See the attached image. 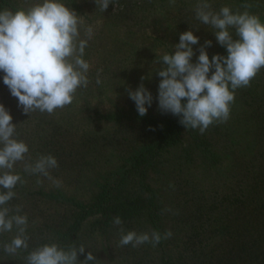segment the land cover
Returning a JSON list of instances; mask_svg holds the SVG:
<instances>
[{
  "label": "rangeland",
  "instance_id": "obj_1",
  "mask_svg": "<svg viewBox=\"0 0 264 264\" xmlns=\"http://www.w3.org/2000/svg\"><path fill=\"white\" fill-rule=\"evenodd\" d=\"M75 1L83 13L78 15L84 25L93 28V36L85 48L92 73L88 86L77 89L71 104L52 114L38 110L25 113L18 106L17 98L10 94L3 83V73L0 72V104L12 116V123L15 124L14 138L28 146L25 161L34 163L42 155H52L59 165L49 170L50 175L61 182L59 186L42 175L25 172V161L14 165L13 171L22 177L29 193L25 196L16 195L18 201H14L15 204L8 202L7 207L14 211L16 206H20L23 215L32 217L26 230L28 244L43 242L44 245L54 243L53 240H67L57 233V229L62 231L66 226V214L62 209L71 208L49 201L46 194L36 193V190H58L88 204L105 183L113 182L118 177L117 172L131 149L140 145L143 139L150 138L151 120L159 123L163 112L157 100L161 78L155 71L160 67L156 60L165 53L175 51L179 35L192 30L199 38L198 44L192 45L193 63L197 62L199 48L205 45L206 40L211 41L210 47L205 46L210 60L215 53L220 52L214 29L200 24L195 17V7L199 0H176L174 5H170L169 0H114L104 12L99 10L94 0ZM38 2L40 0H17L24 9ZM209 3L214 12L226 5L233 12L248 11L260 20L264 19V0H209ZM245 4L250 7L245 9ZM229 31L233 39L238 38L234 29ZM81 38L86 39L83 29ZM261 70L264 71V68ZM261 77L264 80V72ZM141 83L153 97L151 106L146 105L147 113L142 116L145 119H138L140 115L128 95V90L134 91ZM248 120L243 121L244 126H251ZM193 131L196 135L200 133L199 129ZM240 131L243 139H253L251 145L233 140H241L238 133L227 136L228 131L219 122L210 125L204 132L218 153L224 154L218 167L206 166L201 156L203 161L199 159L202 164L197 169L191 166L183 169L172 160L177 153L167 156L162 166L165 176L159 181L166 188L161 190L157 186L161 194L159 198L167 210V227L172 223L175 228L185 230L188 234L190 225H200L201 219L216 211L210 209L211 203L218 199L219 193L232 186V180L242 176L245 164L249 167L256 164L264 170V125H257L256 130L242 127ZM189 133V130L184 132V140L190 138ZM196 162L199 164V161ZM37 180L41 183L38 184ZM207 226L208 223L203 224L200 240H214L215 244L216 240H221L216 250L222 255L228 249V240H233V237L224 235L222 239H217L209 236ZM120 227L87 231L80 239L106 240L107 237L108 240H120ZM13 234L15 236L17 233ZM176 237L180 238L181 234ZM164 240L165 249L174 254L183 244L191 247L199 242L194 237L187 240ZM173 246L179 248L173 249ZM210 248L213 249V246H206L205 251ZM146 250L139 245L134 247L133 253H128L123 246L119 255L123 257L129 254L130 264H156L152 261L153 253H146ZM103 256L106 258L105 254ZM0 264L25 262L18 253L9 256L0 252ZM104 264L117 263L106 260Z\"/></svg>",
  "mask_w": 264,
  "mask_h": 264
},
{
  "label": "clouds",
  "instance_id": "obj_2",
  "mask_svg": "<svg viewBox=\"0 0 264 264\" xmlns=\"http://www.w3.org/2000/svg\"><path fill=\"white\" fill-rule=\"evenodd\" d=\"M104 12L114 0H94ZM176 0H169L174 5ZM245 9L250 5H243ZM195 17L200 24L214 29L217 42L226 47L227 55L214 54L209 59L205 46H200L197 62H192V45L199 38L192 30L179 35V43L171 54H163L155 69L161 78L158 84V107L163 112L179 116L186 129H199L203 134L210 125L226 122L230 116V105L235 99V90L250 86L251 80L264 68V23L248 11L233 12L229 6L212 10L209 0H199ZM198 27V26H196ZM83 29L86 39L81 38ZM234 29L238 39H233ZM93 36L92 26H85L77 12L67 7L62 0H40L27 9L0 10V72L3 83L10 94L17 98L23 112L40 111L52 114L57 109L71 104L78 88L87 87L90 64L83 59L88 40ZM211 71V75L209 72ZM143 79V77H142ZM99 83V80H97ZM140 116L151 106L152 94L141 83L134 91L128 90ZM182 100L184 101L182 103ZM15 124L3 104H0V233L16 235L3 244V251L15 256L18 250L28 249L26 234L28 219L7 207L16 193L13 189L23 183L22 177L13 171L17 162L25 161L29 152L25 142L14 138ZM58 161L52 155H42L34 163L25 161L24 171L42 175L56 186L60 181L50 175ZM37 183H41L37 180ZM13 213V214H10ZM114 225H122L119 216ZM119 246L133 247L151 242L153 246L162 238H170L171 231L162 235L157 231L137 234L120 229ZM85 246L71 245L67 249L56 243L44 244L33 249L25 257L26 264H89L97 260L89 251L83 261L77 260Z\"/></svg>",
  "mask_w": 264,
  "mask_h": 264
},
{
  "label": "trees",
  "instance_id": "obj_3",
  "mask_svg": "<svg viewBox=\"0 0 264 264\" xmlns=\"http://www.w3.org/2000/svg\"><path fill=\"white\" fill-rule=\"evenodd\" d=\"M62 2L75 10L77 14L82 13L75 0H62ZM5 8L14 11L23 7L17 3V0H0V10ZM261 22L264 23V19ZM218 49L220 52L215 54L227 55L226 47L219 45ZM83 59L88 62L87 54L84 53ZM211 71L213 70H210L209 75ZM263 72V70L258 72L251 80L250 86L235 90V99L230 105V116L226 122L221 123L224 130L229 133L227 136L231 137L238 133L237 136H241V140L232 139L248 145L253 143V139L242 138L240 131L242 127L256 130L257 125L260 127L264 125V80L261 77ZM91 73L89 70L88 79ZM161 116L159 123L151 120L150 138L143 139L140 145L131 149V153L126 156L117 172L118 177L113 182L105 183L88 204L82 203L76 196L58 190L44 191L43 188L36 190V193L46 194L49 201L71 208V210L62 209V212L66 214L64 220L66 226L62 231L57 229V233L67 240H53L54 243L65 249L71 245L85 246L84 253L77 255L78 261H83L87 253L91 251L97 259L94 264H104L106 260L117 264H130L129 254L123 257L119 255V250L123 247H119V240H108L107 237L106 240L80 239L87 234V231L91 232L99 228L111 229L117 226L114 225L113 220L119 216L123 222L120 226L126 232L135 231L141 234L146 230L151 235L152 231H157L163 237V234L170 230L172 235L168 240H187L189 237L199 240L191 247L181 245L182 248L177 250L176 254L165 249L164 238L155 246L151 242L141 244L143 249H147L146 253H153L152 261L156 264H264V170L256 164L250 167L244 165L242 176L232 180V186L219 193L218 199L211 203L210 209L216 211L201 219L200 225H190L188 234L185 230L175 228V224L171 223L170 228L167 227V210L160 200V189L166 187L163 188L161 186L163 182H159L165 176L162 166L167 156L177 153L172 160L178 167L184 169L191 166L197 169L203 160L206 166L218 167L224 154L218 153L204 133L196 135L193 129H186L179 122V116L167 112H162ZM138 119H145V117L138 116ZM245 119H249L247 122L251 126L243 125ZM186 130H189L190 138L184 140ZM248 139L251 141L249 142ZM196 161H199V164ZM13 191L17 196H25L29 193L25 182L18 183ZM17 196L9 202L18 201ZM10 214L13 213L10 212ZM19 214L23 215L21 211ZM197 215L200 216L199 213ZM26 216L28 222H31L32 217ZM207 223L206 231L209 236L212 235L217 239H222L224 235L233 237V240H228L226 246L228 249L224 250L222 255L216 250V247L219 249L221 240H216V244L214 240L209 242L200 240L202 226ZM13 232H16L15 226L11 232L0 233L1 253H5L2 246L11 241ZM179 234L181 237L177 238L176 235ZM42 243H30L28 249L18 250L25 264V257L29 252L43 245ZM129 245L125 246V249L128 253H133L134 247L132 244ZM208 245L213 246V249L205 251ZM177 247L179 248V246H173V249Z\"/></svg>",
  "mask_w": 264,
  "mask_h": 264
}]
</instances>
